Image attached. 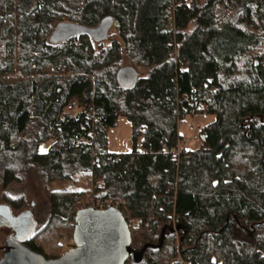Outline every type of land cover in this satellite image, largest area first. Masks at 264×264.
<instances>
[{
  "label": "trees",
  "instance_id": "1",
  "mask_svg": "<svg viewBox=\"0 0 264 264\" xmlns=\"http://www.w3.org/2000/svg\"><path fill=\"white\" fill-rule=\"evenodd\" d=\"M106 17L105 47L87 33L50 43L58 24ZM125 63L138 73L129 90L116 81ZM195 115L215 121L176 159L178 123ZM119 117L133 145L116 155L107 132ZM32 175L54 189L46 225L23 244L46 259L61 256L59 234L72 240L91 197L123 202L137 221L131 249L148 246L141 264H264V0H0V187L12 215L25 201L6 190Z\"/></svg>",
  "mask_w": 264,
  "mask_h": 264
},
{
  "label": "water",
  "instance_id": "2",
  "mask_svg": "<svg viewBox=\"0 0 264 264\" xmlns=\"http://www.w3.org/2000/svg\"><path fill=\"white\" fill-rule=\"evenodd\" d=\"M112 22L111 17H106L94 29L70 23L58 24L50 36V43L59 44L84 33L94 41L101 42L107 38ZM137 79V71L129 66L121 68L116 74L118 85L126 90L132 89ZM0 226H6L16 233L15 238H10L0 264H126L128 261L130 264H141L148 248L144 246L141 251L131 249V233L127 223L122 214L113 208L77 211L73 223L74 247L55 259H46L23 244L34 232V224L29 217H14L7 207H0ZM20 230L23 231L22 235ZM162 239L163 236L155 248L160 247Z\"/></svg>",
  "mask_w": 264,
  "mask_h": 264
},
{
  "label": "rangeland",
  "instance_id": "3",
  "mask_svg": "<svg viewBox=\"0 0 264 264\" xmlns=\"http://www.w3.org/2000/svg\"><path fill=\"white\" fill-rule=\"evenodd\" d=\"M114 29L111 26L107 32L108 39L103 40V47L110 43L111 36L114 35ZM124 66H129L128 64H123ZM215 117L212 115H195L186 116L183 120L178 123V136L180 141V150H196L200 146V131L201 129L213 123ZM140 140H138L137 145L139 149ZM51 142L48 144H43L40 146V153H45ZM132 128L130 122L125 117H119L117 121V126L115 128L109 129L107 132V150L112 154H128L132 150ZM53 187L43 188L40 180H38L34 175L29 177L22 184H13L7 190L6 193L9 198L14 199L23 195L25 206L20 211L13 214L17 216L18 214L26 211H30L32 218L34 220V230L35 232L41 230L47 223L49 205L47 200V193L52 191ZM3 189L0 187V207H6L7 204L4 201ZM94 198L87 197L84 205ZM86 208V207H85ZM131 219H133L128 213H126ZM134 228L137 227V221L133 219ZM10 228L6 226H0V262L2 260L5 248L9 246L10 236L13 233L9 230ZM60 240L59 245L62 249V254L68 252L74 247L73 241L68 238L66 233L61 232L59 234ZM177 238V237H176ZM178 240V239H177ZM130 264V263H127Z\"/></svg>",
  "mask_w": 264,
  "mask_h": 264
},
{
  "label": "built area",
  "instance_id": "4",
  "mask_svg": "<svg viewBox=\"0 0 264 264\" xmlns=\"http://www.w3.org/2000/svg\"><path fill=\"white\" fill-rule=\"evenodd\" d=\"M76 108V104L75 103H71L69 104L68 106L65 107L64 109V113H71L75 110ZM180 143L177 147L176 150H172L171 153L173 154V157L174 158H178V155H179V152H180ZM98 187H101V185H98ZM88 208H91V209H94V210H106L108 208H113L115 210H117L118 212H120L124 218V220L126 221L127 223V226L130 229H133L134 228V223H133V219H131L125 212H124V209H123V202L121 200H118V201H102V200H99V199H91L89 200L87 203H86V208L85 209H88ZM176 223L177 221L174 219L172 220V222L170 223L171 224V227L173 229L176 228Z\"/></svg>",
  "mask_w": 264,
  "mask_h": 264
},
{
  "label": "flooded vegetation",
  "instance_id": "5",
  "mask_svg": "<svg viewBox=\"0 0 264 264\" xmlns=\"http://www.w3.org/2000/svg\"><path fill=\"white\" fill-rule=\"evenodd\" d=\"M26 216L29 217L30 218V221L34 224V220L32 218V215H31V212L30 211L22 212V213L18 214L17 216H14V217H25V218H27ZM9 230L13 233V235H11L10 237H14L15 238V234L16 233L12 229H9ZM20 234L22 235L23 234V231L20 230ZM29 237L27 239H29ZM5 250H6V248H5Z\"/></svg>",
  "mask_w": 264,
  "mask_h": 264
}]
</instances>
